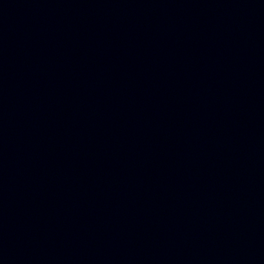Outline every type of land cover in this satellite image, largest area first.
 Listing matches in <instances>:
<instances>
[{
	"label": "water",
	"instance_id": "obj_1",
	"mask_svg": "<svg viewBox=\"0 0 264 264\" xmlns=\"http://www.w3.org/2000/svg\"><path fill=\"white\" fill-rule=\"evenodd\" d=\"M0 264H264V0H0Z\"/></svg>",
	"mask_w": 264,
	"mask_h": 264
}]
</instances>
